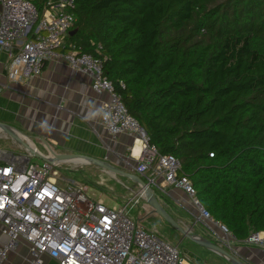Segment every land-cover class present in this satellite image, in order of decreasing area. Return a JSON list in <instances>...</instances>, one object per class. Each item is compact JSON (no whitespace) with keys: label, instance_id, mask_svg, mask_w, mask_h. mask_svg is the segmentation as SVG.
<instances>
[{"label":"trees","instance_id":"obj_1","mask_svg":"<svg viewBox=\"0 0 264 264\" xmlns=\"http://www.w3.org/2000/svg\"><path fill=\"white\" fill-rule=\"evenodd\" d=\"M74 12L66 48L102 59L204 208L239 242L264 231V0H75Z\"/></svg>","mask_w":264,"mask_h":264},{"label":"built area","instance_id":"obj_2","mask_svg":"<svg viewBox=\"0 0 264 264\" xmlns=\"http://www.w3.org/2000/svg\"><path fill=\"white\" fill-rule=\"evenodd\" d=\"M48 4L40 12L33 0H0V47L8 53V75L15 78L20 72L37 77L48 62H63L74 71L87 73L94 92L109 95L100 107L101 126L111 138L121 134L133 138L128 171L156 193L182 190L190 199L193 219L215 225V242L236 250L239 241L200 203L191 180L179 174V160L159 153L129 114L114 84L104 75L102 59L81 53L73 45L66 48L65 40L77 20L75 0ZM137 141L140 147L135 155ZM34 150L44 155L36 146ZM32 156L35 154L0 149V264H16L12 254L25 264H45L46 258L58 264H191L177 246L131 216V204L145 201L140 183L125 203L109 206L102 196L90 195L81 182L61 181L55 168L75 159L38 165L31 162ZM245 242L264 250V231ZM22 248L27 255L22 254Z\"/></svg>","mask_w":264,"mask_h":264},{"label":"crops","instance_id":"obj_3","mask_svg":"<svg viewBox=\"0 0 264 264\" xmlns=\"http://www.w3.org/2000/svg\"><path fill=\"white\" fill-rule=\"evenodd\" d=\"M8 63V53L0 47L1 122L11 125L33 143L34 139L40 141L47 148V152L41 151L44 155H49L51 151L82 154L120 168H126L128 161H133L128 154L132 136L121 134L111 138L101 126L100 107L109 95H97L87 73L74 71L63 62H48L37 77H26L18 72L12 78L8 75ZM96 168L108 178L115 176L99 166ZM134 185L139 189V182L134 180ZM184 195L182 190L170 188L165 195L172 201V204L168 201L169 208L180 202L178 199H183ZM189 206L185 203L183 207L187 212L193 211ZM235 248H239L237 243ZM241 248L244 255H249L248 249L253 250L256 256L253 260L264 264V250L260 247ZM22 254L27 255V250L22 248ZM14 256L11 255V260L16 264H25L21 257L14 259ZM45 264L58 262L46 258Z\"/></svg>","mask_w":264,"mask_h":264},{"label":"rangeland","instance_id":"obj_4","mask_svg":"<svg viewBox=\"0 0 264 264\" xmlns=\"http://www.w3.org/2000/svg\"><path fill=\"white\" fill-rule=\"evenodd\" d=\"M34 141L36 147L40 151L47 152V148L44 147L40 141L36 139H34ZM0 149L12 151L15 153L28 154V151L26 149H24L22 146L20 147L19 145H17L16 141H14L10 136H8L7 134L5 135V133L1 131ZM31 162L41 165L43 164L44 160L40 157L32 156ZM55 170H57L63 178L61 179V181L68 179L81 182L84 186H86L87 192L90 195L95 194L96 197L102 196L109 206L125 203L126 200H128L129 197L134 196L135 192L138 190L137 186L134 185L133 179L121 175H118V177L113 176L111 179V183L108 186L102 185L103 183H105L106 179L109 180V178L108 176L103 174V172L98 170L96 166H94V164H78L67 162L55 168ZM127 187H129L130 190L127 189ZM167 198L169 199L170 204H172L170 197ZM181 199L182 198L178 199L180 200V202L178 201L177 204L173 202L174 206L170 208L169 203L165 200L166 203L164 204V206L180 225H182L184 228H187L190 223H193L194 219L190 212H187L188 210L183 206H185V203H188L191 206V203L187 195H184L183 199ZM131 205L132 207L130 213L134 219L140 220L148 230L155 231L157 235L166 242H170L171 244L177 246L178 250L181 253V256L186 258L191 264H231L229 261L218 255L217 253L195 243L191 239L182 235V233L176 230L160 215L152 213V208L147 204L146 201L141 199L139 203H132ZM202 231H204V233H202L201 235ZM191 233L203 236L213 241H217L214 236V233L218 234L215 225L213 226L210 224L198 222L191 229ZM237 244L239 245V248L237 250L234 249L230 252L245 264H257V262L253 260V258L256 259L254 251L248 249L247 251H249V255H244L241 254V250H243L241 247L246 246L248 248H258V245L251 242H237ZM13 258H17V255H15ZM17 264H20V262H18Z\"/></svg>","mask_w":264,"mask_h":264},{"label":"water","instance_id":"obj_5","mask_svg":"<svg viewBox=\"0 0 264 264\" xmlns=\"http://www.w3.org/2000/svg\"><path fill=\"white\" fill-rule=\"evenodd\" d=\"M75 32H76L75 30H72L70 34L72 35ZM0 131L10 136L14 141L19 143L28 152L35 154V156L42 158L44 161L52 162L54 160H69V159L82 158V159H85L86 163L99 166L113 175L125 176V177L131 178L139 182L141 186L145 189V201L152 208V213L160 215L164 220H166L169 224H171L176 230L182 233V235L191 239L195 243L217 253L218 255L222 256L227 261H229L231 264H245L239 258L234 256L229 250L217 244V242L211 239H207L200 235L192 234L191 229L193 226H195L198 223L197 221L194 220L191 227H187V228H184L182 225H180L174 219L172 214L166 210L164 206L165 204L164 197L154 192L141 177H139L136 174L131 173L130 171H128L127 168H120L105 160L96 159V158L82 155V154L56 153L54 151H51L52 155L44 156V155L37 153L34 150V148L30 145V143L21 137L20 135L21 133L17 129L12 127L11 125L0 121Z\"/></svg>","mask_w":264,"mask_h":264},{"label":"bare ground","instance_id":"obj_6","mask_svg":"<svg viewBox=\"0 0 264 264\" xmlns=\"http://www.w3.org/2000/svg\"><path fill=\"white\" fill-rule=\"evenodd\" d=\"M21 135V137L23 138V139H25L26 141H28L29 143H30V145L35 149V145H34V143L31 141V139H29L28 137H26L25 135H23V134H20ZM140 145V141H137V145H136V148H135V155H137L138 154V152H139V146ZM73 162L74 163H86L85 162V159H82V158H77V159H75V160H73Z\"/></svg>","mask_w":264,"mask_h":264}]
</instances>
